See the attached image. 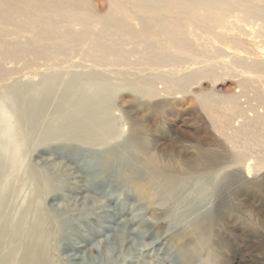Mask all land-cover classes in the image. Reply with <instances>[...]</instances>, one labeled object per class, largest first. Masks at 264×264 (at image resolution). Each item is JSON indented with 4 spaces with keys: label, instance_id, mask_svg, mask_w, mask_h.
<instances>
[{
    "label": "bare ground",
    "instance_id": "1",
    "mask_svg": "<svg viewBox=\"0 0 264 264\" xmlns=\"http://www.w3.org/2000/svg\"><path fill=\"white\" fill-rule=\"evenodd\" d=\"M128 1L110 0V11L103 14L81 0H0V248L14 244L0 264H54L49 256L52 242L57 250L77 252L68 256L70 263L85 264L93 248L83 236L77 245L70 237L76 235L77 225L89 223L106 208L95 195L108 198L113 196L111 186L126 184L154 205L151 215L158 219L150 222L152 229L170 226L181 216L193 217L178 232L184 238L178 249L181 264H264V230L246 222L242 203L235 197L244 186H261L264 181V102L246 101L254 86L264 85V75L239 80V90L228 95L207 90L201 82L212 72L193 48L210 44L209 33L227 28L226 19L235 14L264 31V0ZM188 20L198 29L186 31ZM68 46L69 50L62 49ZM31 56L38 59L29 60ZM11 64L19 67L7 72L3 66ZM131 65L148 74L130 79L131 74L121 68ZM22 66L44 68L41 80L6 83ZM78 67L87 69L68 71ZM121 89L140 97L190 96L201 104L220 136L195 140L196 154L152 151L147 132L131 118L129 136L120 141L113 100ZM262 90L256 89V96L264 98ZM51 103L55 107L48 116ZM53 144L67 160L65 172L59 178L32 171L31 225L21 217L13 221L10 206L19 194L27 153ZM211 146L212 152L206 148ZM83 169L86 181L79 174ZM66 173L80 184L77 193L82 197L74 200L73 209L50 215L42 198L59 196L66 189L70 180ZM196 178L216 180L214 202L207 199L208 192L190 186ZM86 201L93 203L92 214L79 208ZM114 213H103V220L119 223L120 233L114 232L112 241L124 245L139 233L130 229L136 220L119 222L122 212ZM106 228L114 231L111 225Z\"/></svg>",
    "mask_w": 264,
    "mask_h": 264
},
{
    "label": "rangeland",
    "instance_id": "2",
    "mask_svg": "<svg viewBox=\"0 0 264 264\" xmlns=\"http://www.w3.org/2000/svg\"><path fill=\"white\" fill-rule=\"evenodd\" d=\"M78 1L76 0L77 3H79ZM126 2L130 4L128 0ZM81 3L103 14H107L110 11V0H81ZM149 7H152V3L151 5L149 4ZM213 14L215 18L222 17L219 14ZM200 16L207 18L205 14H200ZM226 21L228 24L227 28L213 30V32L209 33V36L212 38L210 44L207 46L194 45L193 47L197 49V59H201L202 61L206 59V64L209 65L208 67L212 72L211 75L202 80V86L207 90L214 89L216 93L221 95H228L234 89L239 90V80L244 82L248 80V77L258 75L257 73L264 75V35L261 33L264 32L263 29L258 26L254 27L245 24L240 14H235L226 19ZM190 23L191 25H188L186 31L191 32L194 29H198L195 24L192 25L191 21ZM148 25L146 23L144 26L147 27ZM216 36H221V39ZM198 43L200 44L201 42ZM62 49L69 50V46ZM69 58H73V55ZM28 59L35 61L38 58L31 56ZM240 65L251 69L250 71H245ZM3 67L8 72L19 66L17 65L16 67V64H11ZM22 67L17 75L11 71L10 74L13 75L8 78L6 83H12L15 80L20 81L22 84L38 83L41 80V72L45 70L44 68L35 70V68ZM63 67L66 68L67 65ZM85 69L87 68L78 67L68 69V71H84ZM56 70H59V68ZM121 70L130 73L131 75L127 77L131 76L130 79L134 81L140 75L148 74L147 72L140 73V70L132 65L131 67L121 68ZM68 79L69 75L66 72L64 82ZM1 87L2 83H0V89ZM258 88L264 91V85L254 86L246 97V101L249 104L256 105L258 101L264 102L263 94L257 93L259 96H256V89ZM194 90L198 91L196 88ZM113 103L115 106L113 116L118 120V131L121 135L119 140L121 141L129 136L130 119H136L147 132L148 137H150L149 146L152 151L156 150L167 154L177 152L184 156L189 155L188 152L196 154L195 140L207 142V139L220 136L217 130L213 128V124L209 121L208 116L203 112L201 104L190 96L175 94L162 95L158 98L140 97L136 96L131 89H121L116 93ZM54 107L55 103H51L48 116L52 114ZM239 140L242 142V137ZM206 148H209L210 152L215 150L212 146ZM1 152L3 150H0V154ZM66 161L65 157L59 153V147L56 144L40 147L35 151L30 149V152L27 153L26 167L22 171V182L17 187L19 194L10 206L13 221L21 217L20 221L25 218L29 226L31 225L30 222L33 217V201L31 200L35 194L34 185L29 179L31 172L34 170L44 171L57 175L60 178L65 172L64 165ZM79 174L84 177V181L89 179L84 169ZM71 177L72 175H69V177L67 175L66 178H70V180L67 179L65 184L66 189L59 196L53 194L52 197L42 198L44 210L48 214L53 215L56 210H63L66 207L73 209L74 200L82 197L77 193L81 188L80 184L76 183V180H73V177ZM9 178L11 177L9 176ZM191 182L190 186L192 188L196 190L201 189L199 193L208 192V194L206 193L207 199H210V202H214L216 197L215 179L196 178ZM111 187L110 192L113 195L110 196L111 198L95 195L99 201L101 200L103 204L107 205L106 208L101 211L97 210L99 212L95 213V216H93L89 223L77 225L76 235L70 237L73 244L77 245L82 243L80 236H83L87 240V244L93 248L92 255L86 254L87 260L85 264H181L178 249H180L184 238L178 232H180V229L186 227V225L188 226L193 217L181 216L177 222L173 224L171 222L172 225L170 226L166 225L160 227V229H152L150 222L152 219H158L151 215V209L154 205L145 201L144 196L132 184L123 186L113 185ZM199 195L202 196L201 194ZM235 197H238L242 203L246 222L255 223L254 226L264 230V181L261 186H244L242 192H236ZM98 200L93 201L95 206H98ZM93 203L86 201L84 204H81L80 202L81 207L79 208H85L86 211L89 210V213L92 214L93 212L90 211V207ZM211 207L212 204L206 206V211L211 210ZM117 210L122 212V217L119 216V222L135 219L136 223L131 225L130 229L139 232L132 234L130 236L132 242L129 241L124 245L119 243L113 244L112 241L111 235L115 234L114 232L117 235L120 233L119 223H105L103 220V213L115 216L114 212H118ZM160 217H163L162 219L165 218L164 215ZM107 225H111L114 231L107 230ZM52 230V224L50 223L47 231L51 232ZM161 235L163 236L161 237ZM10 243L3 244L0 248V260L4 256H7L13 248L14 244L11 243V245ZM75 253L77 252L72 251V249H68L65 252L57 250L54 242L50 243L49 256L54 260V264H73L70 263L68 256ZM78 254L84 255L83 253Z\"/></svg>",
    "mask_w": 264,
    "mask_h": 264
}]
</instances>
